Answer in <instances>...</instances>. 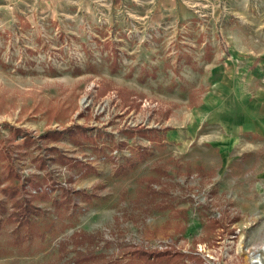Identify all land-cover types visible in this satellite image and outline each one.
Wrapping results in <instances>:
<instances>
[{
    "label": "rangeland",
    "instance_id": "obj_1",
    "mask_svg": "<svg viewBox=\"0 0 264 264\" xmlns=\"http://www.w3.org/2000/svg\"><path fill=\"white\" fill-rule=\"evenodd\" d=\"M185 1L0 0V264H264V0Z\"/></svg>",
    "mask_w": 264,
    "mask_h": 264
},
{
    "label": "crops",
    "instance_id": "obj_2",
    "mask_svg": "<svg viewBox=\"0 0 264 264\" xmlns=\"http://www.w3.org/2000/svg\"><path fill=\"white\" fill-rule=\"evenodd\" d=\"M103 0H99L102 2ZM107 8L118 11L123 8L127 13L135 15L136 23H142L144 26H150L156 32L162 31L164 25L178 23L186 17L189 12L185 9V0H106ZM49 2V0H47ZM101 5V3H99ZM136 8L140 14H135L132 10ZM134 19V17H133ZM132 19V21H133Z\"/></svg>",
    "mask_w": 264,
    "mask_h": 264
},
{
    "label": "bare ground",
    "instance_id": "obj_3",
    "mask_svg": "<svg viewBox=\"0 0 264 264\" xmlns=\"http://www.w3.org/2000/svg\"><path fill=\"white\" fill-rule=\"evenodd\" d=\"M251 261L252 264H263V262L260 261V258H258L257 256H254Z\"/></svg>",
    "mask_w": 264,
    "mask_h": 264
},
{
    "label": "trees",
    "instance_id": "obj_4",
    "mask_svg": "<svg viewBox=\"0 0 264 264\" xmlns=\"http://www.w3.org/2000/svg\"><path fill=\"white\" fill-rule=\"evenodd\" d=\"M8 187V186H7ZM24 209L26 210V208L24 207Z\"/></svg>",
    "mask_w": 264,
    "mask_h": 264
}]
</instances>
